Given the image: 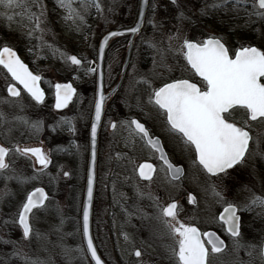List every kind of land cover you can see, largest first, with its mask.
<instances>
[{
  "label": "rangeland",
  "instance_id": "obj_1",
  "mask_svg": "<svg viewBox=\"0 0 264 264\" xmlns=\"http://www.w3.org/2000/svg\"><path fill=\"white\" fill-rule=\"evenodd\" d=\"M152 1L147 2L145 11L147 27L134 36V39L137 36L136 43L125 80L110 102L111 106L119 105L125 110L126 119L107 134L106 146L100 150L99 180L95 184L93 201L92 223L100 252L107 254L111 246L117 243L125 264H143L146 258L130 260L132 241L125 237L115 239L110 222L113 221L115 225L116 222L115 218H109L111 206L106 211V201L109 191L114 193L113 190L118 189L116 186L121 184L119 180H109L107 172L116 173L113 177L122 175L124 179H129L127 173L130 174L149 155L137 136L130 135L127 125L132 115L130 112L151 105L149 98L160 78L188 70L183 55L185 40L201 42L205 36H214L221 39L230 51L248 45H256L264 51V19L250 15L256 11L251 7L253 0H246L251 13L239 19L235 17L237 13L233 12L231 2L223 8L213 7L222 0H175V3L169 0L175 5L174 8L170 2L165 8L168 0ZM21 2L37 15L39 5H43L44 14L40 18L43 32L32 31L35 21L29 19L25 8L5 9L0 6V47L14 48L24 61L42 75L43 83L48 88H52L55 82L72 79V72L77 74V77L73 76V81L78 82V86L90 80L93 75L87 64L74 71L67 60L68 55L75 53L84 59L92 56L101 35L112 27L120 26L118 14H123L128 20L124 23H129L137 11V0H97L101 6L100 12L95 7L85 10L79 0H73L72 7L84 16V23L81 24L79 20L74 23L72 19H65L68 9L60 7L57 0H39V5L35 0ZM228 12L229 17H226L224 13ZM6 15H12L13 19L7 20ZM147 44V47H141ZM124 49L118 39L111 43L105 57L106 85H111L120 76ZM7 82V75L0 67V138L9 150L5 159L9 168L0 170V264H11V260L15 259L16 264H91L80 233L84 185V157L80 151L83 145L79 140L76 153L81 158L75 162L74 156L77 155L71 151L75 147L71 142V133L75 126L82 125V116L88 112L92 98L84 88L80 90L78 107L69 106L56 113L51 104H47L45 113H42L43 119L39 121V130L34 129L35 139L32 140L25 126L26 112L32 105L23 94L18 98H8L4 91ZM149 115L152 117L150 121L158 127L157 115L152 112ZM108 124H105L107 131ZM247 124L252 130L253 140L246 161L233 169V203L239 207L244 224L242 237L248 240L242 242L244 252L239 248L233 249V264H260L258 250L264 233V208L255 206L245 210L253 196L264 197V131L260 122ZM33 143L45 144L44 154L50 161L47 168L35 167L34 161L16 151L17 147ZM186 165L191 176L196 165L192 159ZM65 172L69 173L67 177H63ZM31 177L35 179H27ZM26 179L27 182H21ZM201 183L200 179L190 178V188L196 194L201 190ZM107 184L110 186L107 187ZM37 185L45 187L49 197L43 207L30 213L32 231L26 239L18 225V213L27 192ZM159 185L164 190L159 199L164 206L169 192L176 190V187L168 186L164 179ZM229 185L222 184L220 192L223 196L230 194ZM118 192L128 199L126 191ZM112 256L117 257L115 248L112 249ZM225 256L231 258V253H224L223 260Z\"/></svg>",
  "mask_w": 264,
  "mask_h": 264
},
{
  "label": "snow or ice",
  "instance_id": "obj_2",
  "mask_svg": "<svg viewBox=\"0 0 264 264\" xmlns=\"http://www.w3.org/2000/svg\"><path fill=\"white\" fill-rule=\"evenodd\" d=\"M57 2L60 7L68 9L65 19H72L74 23L76 20H79L81 24L84 23V16L72 7L73 0H57ZM79 2L85 10L88 7H95L97 12L101 11L97 0H79ZM229 2L237 11L248 6L246 0H222V3L214 4L213 7L223 8ZM35 3L39 5V0H35ZM0 6L5 9L25 8L29 19L35 21V29L32 31L43 32L40 28V18L44 14L43 5H39V15L32 13L28 5L22 3L21 0H0ZM251 7L256 11L250 15L264 19V0H253ZM6 19L11 21L13 16L6 15ZM130 31L138 32L139 26L131 28ZM122 34L121 32L110 33L109 37H105L104 44H107L110 37ZM31 35L32 32L29 33L30 37ZM183 50L187 64L196 75L202 78L203 89L187 79H177L154 90L149 103L164 115L168 131L180 140L184 149L194 151V163L206 175L209 177L227 175L229 170L246 161L252 139L249 132L245 130V126H237L236 122H230L233 111L242 109L253 121L264 118V82H262L264 80V51L256 47H241L235 51L233 58L225 43L216 37H210L203 42L185 40ZM103 54L104 45H101L99 49L101 59ZM67 60L76 66L82 63L81 59L75 55L68 56ZM0 66L6 69L12 80L23 86L22 90L26 91L34 101L43 102L44 93L38 86L41 77L29 71L11 48L4 47L0 50ZM89 71L96 72V69L90 68ZM55 88V107L57 109L67 107L75 89L70 84H56ZM22 90L11 83L7 87L10 97H20ZM104 99L101 92L95 104V120L91 126L93 165L96 158L97 124L101 118ZM127 125L130 135L138 136L146 146L160 154V159L167 165L172 179H179L183 169L168 162L160 139L153 138L145 125L135 119L128 121ZM31 127L39 130V122L33 123ZM112 127L115 128L116 125L113 124ZM16 151L21 155L35 156L36 162L42 168H47L50 163L40 148L20 149L17 147ZM8 153V149L0 146V170L9 168V164L5 161ZM138 172L141 179L151 181L155 168L151 164L144 163L139 165ZM64 175L68 176L69 173L65 172ZM27 179H35V177ZM27 179L21 182H27ZM93 179L94 172L90 170L87 184L88 199L83 210V236L87 240V252L90 253L91 259L95 261V264H103L89 233V208L93 198ZM212 192L216 198L227 203L222 192L217 191L215 185H212ZM47 199L48 196L42 188H36L27 195L26 202L23 203L18 213L24 238L27 239L32 231L29 214L33 209L43 206ZM188 202L195 203V196L189 195ZM255 206L264 208V197L253 196L251 202L245 206V210H251ZM177 208L178 205L173 202L161 209V216L165 218L164 225L174 240L170 252L176 264H209L210 255L225 251V242L214 232L201 233L198 228L177 221ZM238 211L240 209L236 204L227 203L219 216L226 232L233 238L234 249L242 246L239 242L241 217L237 214ZM125 238L127 239V236ZM77 251L83 250L77 249ZM135 255L140 257L141 252L137 250ZM259 259L261 264H264V246L260 248Z\"/></svg>",
  "mask_w": 264,
  "mask_h": 264
},
{
  "label": "flooded vegetation",
  "instance_id": "obj_3",
  "mask_svg": "<svg viewBox=\"0 0 264 264\" xmlns=\"http://www.w3.org/2000/svg\"><path fill=\"white\" fill-rule=\"evenodd\" d=\"M169 2L172 3V1L168 0L166 4H169ZM138 6H139V0H137V11H138ZM137 11H135L133 20L130 21L129 23H124V21H126L127 19L124 18L123 14L120 15L119 13L118 16H120L121 19H118L117 22L119 23L120 26L112 27V28H121V27H127V26L132 25L136 20ZM145 17H146V14H145ZM145 17L141 25V29L137 35L141 33L143 28L147 27L146 22H145ZM136 38L133 41L131 57H132V54H133L132 52L135 47ZM116 39H118V41L121 43V47L124 46L125 48L124 56H125L126 48L128 46V39H129L128 34L119 35L111 39L106 47L105 57L108 51L110 50L111 43ZM148 45L149 44L142 45L141 47L143 46L147 47ZM234 52H235V49L230 52L231 56H233ZM71 54H75V53H70L68 56H70ZM96 54H97V46L95 50L93 51L92 56L86 59L81 58L80 56L75 54L76 57L78 59H81L82 61L80 66L72 65L70 61L69 63L74 68V71H76V69H79L85 64H87L88 70L90 68L96 69V67H94V65L92 64V62L95 61L96 59ZM124 56H123V59H124ZM105 57L103 60V67H102L103 77L105 75V72H104ZM131 57H130V60H131ZM19 59L27 66L29 71H31L34 75H39L41 77L40 81L38 82V85L44 93L43 102L37 103L30 97V95L26 91L22 90L23 86L18 85L16 81L12 80L10 77V74L7 73L6 69H4L3 66H0L1 69L7 75L8 82L6 84L4 91L6 92L5 94L8 96V98H11V99L16 98V97H10L7 92L8 85L10 83L15 84L18 88L22 90L21 94L26 96L28 101H30L29 102L30 105H32L31 107L27 109V112H26L27 117L25 121L26 129L29 135L31 136L30 139L32 140L35 139V136H33L34 128L31 127V125L33 123L42 121L43 119L42 113H45L44 109L47 106V104H51L52 110L55 111L56 113H59L65 110L69 106L78 107L79 102H80L78 100L79 95H80V90L84 88H85L84 90L86 91V94L88 96H91L92 98L91 105H90V108L88 109V112L84 116H82V119H81L82 125L79 127L75 126V128L73 129L71 133V136L73 135L71 138V142H72V145L74 144L75 146L73 147V150L71 151L72 153L77 155V156H74L75 162H77L81 158V156L78 155V153H76L77 151L76 145L78 141L81 140L82 145H83V149L80 151V153L83 154V157H84L82 161L84 162V176H83L84 185L82 187L84 191L86 169L88 165V158H89V152H90L91 122H92L93 108H94V102H95V93H96V72L89 71L92 73L93 76L85 84L80 83V85L83 86V88L81 86H78L79 85L77 84L78 82L75 83L73 81V76L77 77V74L76 72H72V79L70 77L69 80H66L63 82H71L72 87L75 89V93L72 96V99L68 103L67 107L61 108V109H55L54 108V91H55L54 85L57 82H55L52 85V88L46 87V85L43 83L42 75L38 73L37 70H34L31 64H29V62L24 61L21 57ZM130 60H129V63H130ZM128 65H127V68H128ZM185 65H186V68L188 69L186 72L172 74L165 78L164 77L160 78V80L157 82L156 89L163 86L165 83L174 82L177 79H187L189 80V82L195 83L197 84L198 87L203 89L204 84L202 82V78L194 73V71L187 64L186 60H185ZM125 75H126V72L124 73V77L121 81V84L117 88V90L111 96H108V98L104 102L103 113H102V117H101L100 124L97 130V135H96L95 184L99 180V162H100L99 154H100V150L102 149V147L106 146V142L108 141L107 134L112 133L115 130L116 127L113 128L112 127L113 124L117 126L119 122H122L123 120L126 119L125 110L123 108H120L119 105L112 104L111 106L110 104L111 100L115 97V95L118 93L119 89L121 88L122 83L125 80L124 79ZM117 79L111 85H106L105 77H104V81H103L104 93H107L110 90V88L116 83ZM262 82H264V80H262ZM59 83H62V82H59ZM149 106L151 107L150 110L148 109ZM142 109H145V110H142ZM150 112H152V114L153 113L156 114L157 117L159 118V120L157 121L159 124L158 127H156L155 124L152 121H150L152 120V117L149 115ZM75 114H77V110L75 111ZM130 114H132L131 117H129L130 120L134 118L137 119L139 122L145 125V127L149 130L150 135L152 137H156L160 139L163 145V150L166 153V157L169 163H171L175 167L182 168L183 173L179 179L173 180L171 177V174L167 170V165L165 164L163 160L159 158V153L155 152L149 146H146L144 141H142L137 136V138L140 140V143L144 146L145 150L147 151L149 155L145 156L144 159L139 162L136 169L133 170L134 174H133V171H131L130 174L127 173L129 175V179H124L123 177H121L122 175L119 172L117 173L118 175H121L120 177H113L115 176L116 173L107 172V178L109 180L112 178L114 180L116 179L121 182V184H118L116 186L118 189L113 190L114 193H111L109 191L108 196H107V201H106L108 204L106 211L108 207L111 206V209H110L111 216L109 218H115V222H116V225L113 221L110 222L112 224L110 229L112 230V233L115 235V239L122 240L124 239L125 236H127V239L132 241V248H131L132 257L130 258V260L132 259L135 261H139L143 257H145L146 260H144L143 264H176V260L170 252V247L174 245V240L171 237V235L168 233L164 225L163 221L165 218L161 216V209L175 202L178 205L177 221L185 225H188V226L196 227L199 229L201 233L214 232L216 233L217 236L220 237V239H222L225 242V245H226L225 251L220 254L210 255L209 264H233V249H234L233 238L229 236V234L226 232L225 226H223L219 220V216L221 212L223 211V208L227 206V203H233V169L229 170L227 175H222L219 177H209L203 172V170L199 166H197L194 163L196 165V168L194 169V173L190 176L189 169L186 163L188 164L191 159L194 162V159H195L194 151L192 149L185 150L180 140L175 135L171 134L168 131L164 115L161 112H159L153 104L148 105L147 108L143 106L137 111L130 112ZM0 121H2L1 115H0ZM107 122H109L108 131L105 128V124ZM230 122H236L237 126H245V130L249 132L252 138L250 141V144L252 143L253 135H252V130L247 123L251 122L252 124L255 122H260L262 125V130L264 131V118H258L255 121L250 120L247 113L242 109L233 111L232 120ZM38 137L40 138V136ZM37 141L40 142V140H37ZM0 144L4 148L7 149V147H5L3 143L1 142V138H0ZM44 145L40 143H33L32 145L21 146L19 148L23 149L25 147H38L39 146L44 153ZM249 148H250V145H249ZM27 157L32 162L34 161L33 163L35 167L42 168L41 166L36 165V161H35L36 159L34 156H31L29 154L27 155ZM144 161L150 162L151 165H153V167L155 168V172L152 173L153 178L151 181L143 180L139 177L138 168H139V165ZM58 162L59 161L57 160V163ZM63 177H67V176L63 174ZM191 177L196 178L197 180L200 179V181L202 182L200 185L201 190H199L197 194L195 193L194 190L190 188V178ZM133 179L135 180L133 181ZM161 179H164V181L166 182L168 186L176 187V190H174L173 192L172 191L169 192L168 201L166 202L164 206H162V204L159 201L160 196L162 195L164 191L159 185ZM223 183H226V184L230 183L229 185L230 194L228 196L226 193L224 194V197H225L224 200L227 203L225 202L222 203V201L216 198L212 192V185H215L216 190L220 191ZM37 186H41V185H37ZM108 186H110V184H107V187ZM118 190L126 191L129 194L128 199L123 194H119ZM189 195L195 196L196 198L195 203L190 204L188 202ZM43 206H40L39 208ZM238 214L241 217L239 211H238ZM92 218H93V205H92V216H91L92 236L95 241L97 250L99 251L105 263L106 264H125V261L120 254V247L117 243L111 246L107 254L106 253L102 254V252H100L99 246L97 245V242L95 240V230H94V226L92 223ZM243 228H244V224L242 223V219H240L241 237H240L239 242H241L240 244L242 246L239 249H241L242 252H244V246H243L244 244H242V242L244 243L245 241L248 240L247 238L242 237ZM202 239L206 240V238H203V237ZM263 239H264V233L262 234V237L260 239L258 258H259V252H260ZM114 248L117 254L116 258L112 256V249ZM137 250L141 252L140 257H137L135 255V252ZM226 252L231 253V258L225 256V259L223 260L222 256ZM259 261L261 264L260 259Z\"/></svg>",
  "mask_w": 264,
  "mask_h": 264
},
{
  "label": "water",
  "instance_id": "obj_4",
  "mask_svg": "<svg viewBox=\"0 0 264 264\" xmlns=\"http://www.w3.org/2000/svg\"><path fill=\"white\" fill-rule=\"evenodd\" d=\"M147 2L148 0H139V7H138V12H137V17H136V20L135 22L131 25V26H128V27H124V28H119V29H111V30H108L107 32H105L100 40H99V43H98V46H97V54H96V61H93L92 64L94 65V67H96V93H95V102H94V108H93V115H92V122H91V126H92V123L94 122L95 120V104L97 102V100L99 99V95L103 94V96L105 97L104 101H103V106H102V111H101V117H102V113H103V107H104V102L105 100L108 98V96H110L111 94H113L117 88L119 87L122 79H123V76H124V73L126 71V68H127V64L129 62V59H130V55H131V49H132V43H133V39H134V36L136 35V33L138 32H131L130 29L133 28V27H137L139 26V30H140V27L143 23V19H144V16H145V11H146V7H147ZM112 32H121L123 34H128L129 35V39H128V46H127V49H126V52H125V57H124V60H123V63H122V67H121V74H120V77L119 79L117 80V82L113 85V87L107 92V93H104L103 91V71H102V66H103V60H104V54H105V49L107 47V44L108 42L115 36H112L108 39V42L107 44H104V39L105 37H109V34L112 33ZM122 34V35H123ZM119 36V35H117ZM208 39V38H207ZM206 40V39H205ZM191 42H194V41H191ZM101 45H104V54H103V58L101 59L100 58V55H99V49L101 47ZM4 47H7V46H3L0 48V50H2ZM251 47H255V46H251ZM257 48V47H256ZM12 49V48H11ZM259 49V48H257ZM15 53L16 51L14 49H12ZM260 50V49H259ZM17 54V53H16ZM74 54H71L70 56H72ZM234 58V57H233ZM101 74H102V80H101ZM56 84H71V82H65V83H56ZM55 84V85H56ZM55 85H54V108L57 109L55 107V104H56V88H55ZM39 86V85H38ZM40 88V87H39ZM73 88V87H72ZM101 120V118H100ZM136 120V119H135ZM99 124H100V121L99 123L97 124V130H98V127H99ZM156 138V137H154ZM0 146H2L0 144ZM28 148H40V147H28ZM24 149V148H23ZM41 149V148H40ZM95 151H96V145H95ZM35 157V156H34ZM159 158H160V154H159ZM36 159V157H35ZM95 162H96V158H95ZM169 162V161H168ZM144 163H148V164H151L150 162H142L141 164H144ZM36 164L38 166H41L39 163L36 162ZM140 164V165H141ZM93 171L94 172V179H93V195H94V187H95V163L93 165V162H92V142H90V152H89V158H88V165H87V169H86V177H85V186H84V192H83V199H82V206H81V212H80V230H81V236H82V241H83V245L85 247V250H86V253H87V256L89 258V260L91 261L92 264H95V261H93L91 259V255L90 253L87 252V240L84 238L83 236V210H84V207H85V204L87 203V184H88V176H89V172ZM36 188H42V187H36ZM36 188L32 189L29 193L33 192ZM44 189V188H42ZM45 192V190H44ZM28 193V194H29ZM46 193V192H45ZM27 194V195H28ZM27 198V197H26ZM26 202V200H25ZM24 202V203H25ZM92 203H93V198H92V202H91V205H90V208H89V233H90V236L92 237L93 239V236H92V233H91V213H92ZM22 209V208H21ZM223 212V211H222ZM221 212V213H222ZM18 224H19V217H18ZM20 226V224H19ZM21 230H22V233H23V229L22 227L20 226ZM93 244H94V247L96 248L97 250V247H96V244L94 242V239H93ZM262 246H264V239H263V242H262ZM97 254L98 256L101 258L103 264H106L105 261L103 260V258L100 256L98 250H97Z\"/></svg>",
  "mask_w": 264,
  "mask_h": 264
},
{
  "label": "trees",
  "instance_id": "obj_5",
  "mask_svg": "<svg viewBox=\"0 0 264 264\" xmlns=\"http://www.w3.org/2000/svg\"><path fill=\"white\" fill-rule=\"evenodd\" d=\"M165 2V1H164ZM171 5H172V8H174L175 7V5L173 4V3H170ZM229 4V3H228ZM227 4V5H228ZM230 5V4H229ZM165 8H168V4L166 5V7ZM233 8V12H235V13H237L236 14V19H239L240 17H242V16H244V15H246L247 13H251V10L248 8V6H247V8H241L239 11H237V10H234V7H232ZM231 10V9H230ZM229 11V10H228ZM223 12V11H222ZM230 12V11H229ZM229 12L228 13H224V15L226 16V17H229ZM231 16H232V12H231ZM234 16V15H233ZM207 18V17H206ZM225 18V17H224ZM226 20H228V19H226ZM189 21V20H188ZM121 24V23H120ZM7 263H10V261H8ZM11 264H16V259L15 260H11Z\"/></svg>",
  "mask_w": 264,
  "mask_h": 264
}]
</instances>
